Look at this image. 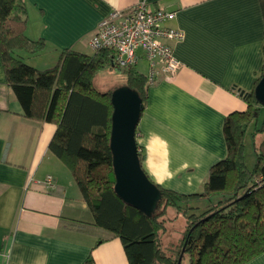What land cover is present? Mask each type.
Here are the masks:
<instances>
[{"label": "crops", "instance_id": "1", "mask_svg": "<svg viewBox=\"0 0 264 264\" xmlns=\"http://www.w3.org/2000/svg\"><path fill=\"white\" fill-rule=\"evenodd\" d=\"M141 1L150 10L174 13L163 27L184 34L181 41H166L180 62L172 76L148 83L145 55L136 52L132 67L148 86L135 132L141 166L159 188L192 196L202 191L209 168L226 156L224 120L246 111L240 92L251 94L262 74L258 0H24L25 36L42 40L44 47L26 55L38 70L56 66L66 50L87 55L97 25ZM100 71L92 79L95 91L119 88L98 86ZM55 130L22 116L0 60V264H85L87 258L93 264H129L120 239L93 223L69 170L48 152ZM46 176L55 179L51 190L30 181ZM244 264H264V253Z\"/></svg>", "mask_w": 264, "mask_h": 264}, {"label": "trees", "instance_id": "2", "mask_svg": "<svg viewBox=\"0 0 264 264\" xmlns=\"http://www.w3.org/2000/svg\"><path fill=\"white\" fill-rule=\"evenodd\" d=\"M258 2L264 21V0ZM25 23L24 0H0V60L5 82L25 119L55 126L48 152L69 170L92 212L93 223L120 239L129 264H176L180 256L179 264H244L264 253V105L252 92L243 97L246 111L224 120L226 156L209 168L202 191L187 196L158 187L160 203L146 217L124 204L113 189L108 147L112 91H95L92 80L107 66L118 68L112 52L82 55L66 50L56 66L38 70L22 56L43 50V41L25 36ZM122 72L125 86L135 90L146 105V77L132 66ZM256 135H261L257 144ZM248 137L255 157L250 168L245 157ZM213 196L216 201L204 210L192 206L193 199ZM169 210L186 219L181 244L174 251L165 250L159 239L163 228L159 218ZM85 264H93L92 259L87 258Z\"/></svg>", "mask_w": 264, "mask_h": 264}, {"label": "built area", "instance_id": "3", "mask_svg": "<svg viewBox=\"0 0 264 264\" xmlns=\"http://www.w3.org/2000/svg\"><path fill=\"white\" fill-rule=\"evenodd\" d=\"M174 13L156 9L150 10L144 1L125 11H114L101 21L90 38L88 45L95 51L109 50L118 68L131 67L136 63L137 51H143L149 73L148 83L158 76H172L180 67L166 41H181L180 30L163 27L173 19ZM47 190L54 187L55 179L46 176L41 181L32 180Z\"/></svg>", "mask_w": 264, "mask_h": 264}, {"label": "water", "instance_id": "4", "mask_svg": "<svg viewBox=\"0 0 264 264\" xmlns=\"http://www.w3.org/2000/svg\"><path fill=\"white\" fill-rule=\"evenodd\" d=\"M262 75L252 90L253 96L264 105V65ZM240 96L246 97L243 91ZM112 106L109 134L113 189L120 200L149 217L160 203V191L143 172L137 150L135 132L144 109L138 93L127 86H120L110 94ZM181 256L176 264H179Z\"/></svg>", "mask_w": 264, "mask_h": 264}, {"label": "rangeland", "instance_id": "5", "mask_svg": "<svg viewBox=\"0 0 264 264\" xmlns=\"http://www.w3.org/2000/svg\"><path fill=\"white\" fill-rule=\"evenodd\" d=\"M93 51V50H92ZM89 55V52H91V49L87 51ZM22 59L27 64L30 63V59L26 54H23ZM111 67V66H110ZM140 67V66H138ZM119 71H118V70ZM107 68L104 70H101L97 74V85L103 86L105 89H113L114 87H120L123 84V76H122V68ZM139 69V68H138ZM137 69V70H138ZM140 70L143 71V68L140 67ZM145 71V69H144ZM147 73V72H146ZM94 78V77H93ZM121 84V85H120ZM120 85V86H119ZM260 136V137H259ZM259 139H261V135H256L254 137V143L257 144L259 142ZM246 150H245V157L247 159V165L249 168L254 164V154H253V147L251 145L250 137H248L245 141ZM214 197L206 199L205 201L194 203L192 202L193 207H198L201 210H204L205 205L208 202H212ZM191 205V204H190ZM159 220L163 221V228L162 231L159 233V239L161 244L163 245V248L166 250H172L174 251L177 249V247L181 244L180 241L182 239V236L185 232L186 228V219H183L178 213L173 211H167L165 215L161 216Z\"/></svg>", "mask_w": 264, "mask_h": 264}]
</instances>
